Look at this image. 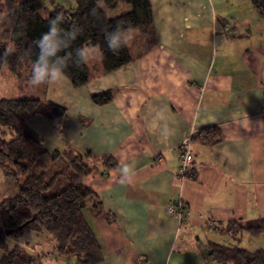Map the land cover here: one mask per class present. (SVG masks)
Masks as SVG:
<instances>
[{
  "label": "crops",
  "instance_id": "0c3cea01",
  "mask_svg": "<svg viewBox=\"0 0 264 264\" xmlns=\"http://www.w3.org/2000/svg\"><path fill=\"white\" fill-rule=\"evenodd\" d=\"M150 1L156 46L82 88L64 75L43 83L67 115L28 125L48 150L117 161L83 180L106 214L86 217L103 264H218L208 254L233 236L223 230L264 218V20L253 0ZM106 91L112 102L95 105ZM211 128L222 140L205 146ZM187 139L194 178L180 170ZM174 203L190 217L170 215Z\"/></svg>",
  "mask_w": 264,
  "mask_h": 264
},
{
  "label": "trees",
  "instance_id": "16d2710c",
  "mask_svg": "<svg viewBox=\"0 0 264 264\" xmlns=\"http://www.w3.org/2000/svg\"><path fill=\"white\" fill-rule=\"evenodd\" d=\"M69 6L53 2L48 9L45 0H0V15L9 19L8 46L0 45V69L26 74L22 83L30 80L31 64L38 54L35 41L47 31L48 22L57 15L63 17L65 31L78 29L69 51L84 47L99 51V62L89 65L69 61L64 76L76 89L89 84L95 77L114 73L141 58L157 44L153 8L150 0H71ZM261 20H264V0H253ZM120 27L124 44L118 53L110 51L105 34ZM63 55V53H61ZM21 78V77H20ZM97 106L113 100L111 91L92 95ZM67 109L37 98L0 99V171L5 179L14 181L16 194L0 199V264H52L51 258L74 259L75 264H103V248L84 210L98 217L106 216L98 196L85 187L83 180L105 168H117L111 156L96 157L72 147L64 151L48 150L44 139L28 123L41 116L48 120H63ZM9 136L11 139L7 140ZM198 139L206 146L222 140L221 131H202ZM190 169L185 176L192 174ZM245 231L251 236L264 234V218L254 222L230 223L226 234ZM45 237L53 252L39 250L29 253L20 245H10L26 235ZM27 246L31 242H24ZM26 246V245H25ZM208 258L218 264H264V251L249 252L238 246L211 244Z\"/></svg>",
  "mask_w": 264,
  "mask_h": 264
},
{
  "label": "rangeland",
  "instance_id": "374dc122",
  "mask_svg": "<svg viewBox=\"0 0 264 264\" xmlns=\"http://www.w3.org/2000/svg\"><path fill=\"white\" fill-rule=\"evenodd\" d=\"M53 2L56 4H61L69 6L71 0H45L46 7L52 9ZM8 29H9V19L6 15H0V45L8 46ZM99 62V51L97 48H92L87 53V63L91 66ZM21 77V78H20ZM22 77H27L26 74H14L9 71V69L3 66L0 69V99L3 98H37L44 100V88L43 84L41 85H32L29 82L22 83ZM7 140L11 138L6 137ZM17 190L15 188V183L12 180L5 179L2 172L0 171V199H3L8 196H13L16 194ZM84 214L87 217L90 214V207L84 210ZM214 222L210 221L212 224L210 227H215ZM213 231H211V234ZM233 235V234H232ZM234 236V235H233ZM224 236L222 240L223 246L226 247H235L238 246L242 249H245L249 252L264 251V234L258 236H251L245 231H239L237 236ZM44 236L39 235H26L24 238L19 240H11L10 245H20L26 249L29 253L33 254L36 250L33 249V245H36V248L39 250H46L51 253L53 250L50 246H47ZM28 240L31 242V245L27 246L24 242ZM26 245V246H25ZM1 255V251H0ZM52 264H57V261L51 258ZM75 260L69 258L60 259L58 264H75Z\"/></svg>",
  "mask_w": 264,
  "mask_h": 264
},
{
  "label": "clouds",
  "instance_id": "9594fccd",
  "mask_svg": "<svg viewBox=\"0 0 264 264\" xmlns=\"http://www.w3.org/2000/svg\"><path fill=\"white\" fill-rule=\"evenodd\" d=\"M63 17L57 15L48 22V29L35 41L38 54L31 64L29 83L41 85L51 83L65 74L69 61L73 59L78 63L87 60L88 49L81 47L75 49L74 54L69 49L77 38L78 29L65 31L61 25ZM107 48L114 54L118 53L124 44L123 31L120 27L105 34ZM63 53V55L61 54ZM126 172L127 169L125 168Z\"/></svg>",
  "mask_w": 264,
  "mask_h": 264
},
{
  "label": "built area",
  "instance_id": "2783aa9c",
  "mask_svg": "<svg viewBox=\"0 0 264 264\" xmlns=\"http://www.w3.org/2000/svg\"><path fill=\"white\" fill-rule=\"evenodd\" d=\"M193 162H194V154L191 148L190 140L187 139L183 142L182 145V159H181L180 170L183 175H185L191 169V167L193 166ZM167 212L170 215H173L180 220L188 218L191 215L186 207L182 205H176L175 203L168 207ZM208 224L210 226L212 225L210 224V222ZM213 225H215V223H213Z\"/></svg>",
  "mask_w": 264,
  "mask_h": 264
}]
</instances>
